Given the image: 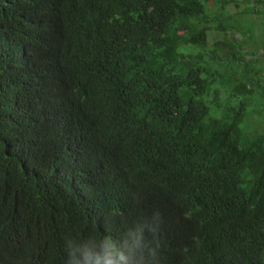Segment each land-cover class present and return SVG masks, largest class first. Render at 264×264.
<instances>
[{
	"label": "trees",
	"instance_id": "trees-1",
	"mask_svg": "<svg viewBox=\"0 0 264 264\" xmlns=\"http://www.w3.org/2000/svg\"><path fill=\"white\" fill-rule=\"evenodd\" d=\"M209 1L0 0V264H264V0Z\"/></svg>",
	"mask_w": 264,
	"mask_h": 264
},
{
	"label": "rangeland",
	"instance_id": "rangeland-1",
	"mask_svg": "<svg viewBox=\"0 0 264 264\" xmlns=\"http://www.w3.org/2000/svg\"><path fill=\"white\" fill-rule=\"evenodd\" d=\"M242 5V7H245L246 6V4L245 3H242L241 4ZM214 9H215V2H214V0H210L208 3H207V9H206V12H207V14H206V17L207 18H211V16H213L214 15ZM245 16H247V15H243V20H244V17ZM214 19H215V17H214ZM245 20H247L248 21V18H246ZM214 21H213V23H210L211 25L213 24L214 25ZM261 23V22H260ZM259 23V25H256L255 27L253 26L252 27V29H253V31L251 32L252 33V35L253 36H258V35H261L262 33L260 32L261 31V27H262V25ZM213 25H212V29H211V31H210V35H211V40L213 41L214 40V38L217 36V33L216 32H214V30H213ZM244 28H245V26L242 24V25H240L239 27H238V31H240V30H244ZM236 37L237 38H241V35L239 34V33H237L236 32ZM252 42H253V45H254V43H255V45H256V41H255V39H254V41H253V39L251 40ZM251 41L250 42H246V46H243V48H248V47H250L251 45ZM241 52H243L242 50H241ZM214 64V63H213ZM260 66L261 67H263V71H262V74L261 75H263L264 76V62L262 63V62H260ZM252 78H254V77H249V78H247V81L248 82H250L251 80H253ZM252 127H254V126H252ZM248 129H250V126L248 127Z\"/></svg>",
	"mask_w": 264,
	"mask_h": 264
}]
</instances>
